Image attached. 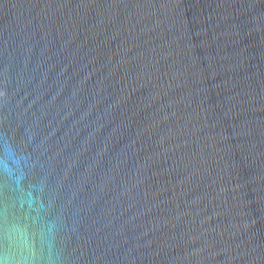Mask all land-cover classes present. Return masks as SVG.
<instances>
[{
    "label": "water",
    "instance_id": "95a60500",
    "mask_svg": "<svg viewBox=\"0 0 264 264\" xmlns=\"http://www.w3.org/2000/svg\"><path fill=\"white\" fill-rule=\"evenodd\" d=\"M0 264H264V0H0Z\"/></svg>",
    "mask_w": 264,
    "mask_h": 264
}]
</instances>
